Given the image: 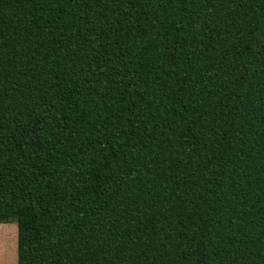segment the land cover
Segmentation results:
<instances>
[{
	"label": "trees",
	"instance_id": "trees-1",
	"mask_svg": "<svg viewBox=\"0 0 264 264\" xmlns=\"http://www.w3.org/2000/svg\"><path fill=\"white\" fill-rule=\"evenodd\" d=\"M0 222L17 264H264V0H0Z\"/></svg>",
	"mask_w": 264,
	"mask_h": 264
},
{
	"label": "rangeland",
	"instance_id": "rangeland-1",
	"mask_svg": "<svg viewBox=\"0 0 264 264\" xmlns=\"http://www.w3.org/2000/svg\"><path fill=\"white\" fill-rule=\"evenodd\" d=\"M0 264H17V225L0 222Z\"/></svg>",
	"mask_w": 264,
	"mask_h": 264
}]
</instances>
